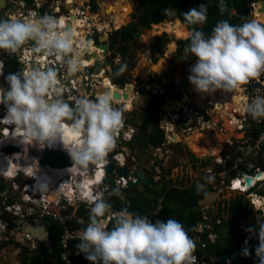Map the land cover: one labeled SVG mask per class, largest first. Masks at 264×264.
Returning <instances> with one entry per match:
<instances>
[{"label":"clouds","instance_id":"obj_1","mask_svg":"<svg viewBox=\"0 0 264 264\" xmlns=\"http://www.w3.org/2000/svg\"><path fill=\"white\" fill-rule=\"evenodd\" d=\"M68 1L69 3H76L75 0ZM13 2L14 0H7V8L4 10L0 8V13L6 14V16H0V50H3L1 54L4 55L0 59V144H2L0 148V161H3V164L7 161L6 164L12 163L14 167L18 166L19 170H24L25 155L23 153L28 149H21L16 145H10L7 142L10 137L18 140L25 147L38 145L41 149L36 150V147L29 148L28 151L35 156L36 161L34 160L30 164V168L27 171H22L20 173L21 176L14 181L9 180L0 172V183L2 180H7L10 182V187H12L10 189L14 190V184L16 183L24 184L22 190L18 192L20 205H22V214L27 215L29 210V204L23 202L26 193H30V191L26 190L28 182L33 187L35 198H41L46 193L49 194L46 188L43 191L34 190L36 186L39 188L47 186L43 183V180H39L36 184V176L33 174L30 176V171H34L33 168L35 166L48 170L69 171L71 169L72 172L67 177L62 178L60 184L64 181L69 182L74 180L77 182L75 186L84 195L88 191V187L91 188V199L88 197H84L83 199V208H86L87 212H89V217L85 219L88 224L81 231L80 241L73 240L79 241L76 245L77 254H83L84 260L87 259L91 264H192L194 257H196L197 261L193 264H199V262H202V264H212V261H207L203 258L202 253L205 249L211 250L214 246L219 245V241L222 239L221 235L224 233L225 222L221 217V210L226 209L234 202L231 199L230 202L223 206L224 201L227 200L224 198H227V194L230 193L231 195H238L240 198L246 199L252 211L257 215L254 224L256 226L259 224L258 233L255 228L251 227L246 229V231L256 236L259 243L254 252V247L252 246L253 241L256 239L254 237L249 246L243 249V254L250 258L256 255L257 260L253 258V261L250 260V262L264 264V208H259L256 203L257 199H264V191L257 193L252 190L248 194H243L239 189H232L230 181L227 187L220 186L225 191V194L216 191L212 187L211 194L219 193L220 195L215 204H205L204 201L207 198L203 199L201 204H198V197L192 199L195 201L194 205H199L197 207L200 211L196 214L199 215L201 222L198 224L195 233L190 237L183 224L175 219L177 214L174 219L169 218L167 220H158L163 216L160 218L152 217L153 203L165 197L166 212V207L170 204L168 201L170 194L174 190L190 194L191 192L187 187L177 188V182L166 181V177H164L162 172L158 175L160 180L154 181L150 187L142 185L138 189H135L131 186L132 183L138 182V179L134 177V174L138 173L136 169L134 170L136 162L139 158L141 160V157L146 153L143 152L144 149L132 150L128 147L134 140L136 129L133 127V123L129 124V126H121L123 123V113L119 108H123L124 106L127 108L126 105H115L110 101L108 94L100 95L101 87L92 89L89 94L88 87L83 83L86 79L85 72L81 74L82 79L80 82L86 87V90H82L83 85H78L79 91H74L75 96L69 97V100L73 101V103H69V100L63 98L62 90L58 87L57 71L53 68H48L47 70H42L39 67L31 68L27 71L9 73L6 76V63L9 66L10 63L13 64L15 68L20 67L19 59H22L23 51L21 47L28 41L33 42V51L61 58L60 61H63L60 64L64 65L63 72L69 71V75L72 76L80 75L79 73L72 74V72H76L82 66L80 59L85 57V54L82 57L81 53L75 49L72 33L68 30H58L59 25L62 23L60 19L47 14L37 19H22L16 14L8 15L11 13L9 9ZM260 3L264 2L253 5V8L260 5ZM218 8L221 13L225 12L227 10L226 0H219ZM207 11L208 5L205 3L199 5L198 8L190 9L183 14V17L189 24H203L207 21ZM163 13L164 15H171L173 9L165 8ZM74 14L79 15L77 19L82 21L79 13L75 12ZM96 49L99 51L98 47ZM17 51L18 55L12 58L10 53ZM84 51L88 52V48ZM184 51L196 58V63L191 65L188 80L197 93L212 95L217 91L233 92L241 84L244 83L241 86L244 88V85H247L252 80L254 83L253 89H262L264 94V81L257 83L253 80L264 75V23L248 18H245L239 24L230 23L228 20H221L217 22L211 34L207 36L203 31L193 29L190 34V43L185 46ZM87 56H90V59L93 58L91 54H87ZM6 59H10L11 62L6 61ZM99 59L95 60V62L96 64H100L101 70L97 72L95 70L96 64L92 66L90 71L94 70V73H90L87 76L90 81H99L98 78L107 68L112 71L114 67L109 59L106 58L104 61H108L110 67L105 66L104 62ZM111 61L113 62L112 59ZM66 64L67 67H65ZM126 67V64L121 65L117 74L123 73ZM87 69L89 70V68H85V71ZM5 79L8 85L7 88L3 87ZM258 84L262 86L260 87ZM130 87L132 86L127 83L124 88L117 87V89L121 92L125 91L129 95ZM132 89L133 93H135L136 90L133 87ZM175 91L172 92V97ZM171 102L175 103L174 101ZM176 102L178 103L177 100ZM116 106L123 107L117 108ZM193 108L196 107H189V109H182L180 111L188 110L187 112L192 114V121L185 123L187 128L191 127L188 130H182L183 133L190 134V136L199 131L196 129V126L200 125L204 129L212 120L208 109L196 108L198 111H206L211 116L210 121L200 117L198 111L193 110ZM246 110L247 115L242 116L243 120H247L246 130H254L256 125L252 122L251 117L253 119L264 118V95H255L246 106ZM180 112L178 110L172 111V115L177 116ZM171 118L174 117L169 113L168 119L171 120ZM177 118L175 119L177 120ZM235 127H239V124H235ZM161 131L164 132L163 130ZM170 131V134L175 131V134L179 135L180 130ZM254 132L249 135L247 131L242 133L240 129L236 130L233 134L243 135V138L241 140L232 139V141L239 143L251 137L257 141L259 138L254 137ZM168 142L171 144L175 143V146L178 145L174 141L173 136H169V139L167 136V143L164 146H167ZM58 144L62 145L64 150L54 148ZM46 147L68 154L73 162L72 166L68 169H54L50 166L43 167L41 164V154L45 152ZM163 147L157 153H162L166 159L168 154L163 150ZM237 148L235 147L234 149ZM10 149L19 150V152L6 153ZM231 151L233 149L228 144L226 148L222 147L220 154L212 152L206 158L199 159L201 161L200 166L198 164H194V166L195 168L205 167L203 173L209 180L214 182L213 174L218 175L226 171L227 165L222 164L221 159H227ZM5 156L9 159L6 160ZM209 160H212L214 163L209 164ZM112 164L115 165L116 172L113 176H109L108 169ZM260 165L262 166V160L260 161ZM127 169L131 175L130 178H120V172ZM209 170H212V174L208 173ZM101 173L104 174V177L100 176ZM31 177H34V180ZM146 177L150 179L147 175ZM22 178H26L28 181H20ZM90 178L96 179L95 185L92 187L89 183ZM98 178H100V181H98ZM119 181H125L127 186L119 188L117 185ZM186 183L187 181L183 185ZM51 186L53 187L54 185L51 184ZM228 187H231V189L227 190ZM106 188H110V192H105ZM145 191L149 192L146 194L145 204L151 210V219L127 209V206L131 205L133 199V202L139 208L141 205L139 202L140 196L145 194ZM1 194L3 193L0 190ZM198 194L200 195L199 192ZM80 195L82 197L81 193ZM210 197L212 196L208 198ZM3 200V198L0 199V206H2ZM14 204H16V201H10L6 206ZM173 205L180 211L185 208L183 205ZM177 213L179 214L178 217L185 218V215ZM154 220L156 221L153 222ZM28 221L21 222L19 228L16 227L9 230L7 237H3L6 233H2L1 237H3V240L0 241V244L7 243V246L12 245L17 247L19 251H29L30 257L26 256L24 260L38 254H43L49 258L50 263L56 264V246L54 249L52 248L53 246L50 247L51 253H45L44 251L37 252L34 249L38 241L33 240L32 236L25 232V228L39 227L41 224H34L32 221ZM49 222L51 221L46 220L42 224L47 226ZM22 227L23 229H21ZM240 227L244 228L242 225ZM48 230L50 232L49 228ZM21 233H23L22 235L28 243L26 247L16 242V236ZM251 236L250 234L246 237L251 238ZM245 243L247 244V240ZM1 251L7 252L6 247L0 249ZM64 252L60 254L62 261ZM224 255L216 258V264H221ZM81 256L79 255L80 260L82 259ZM226 264H234V257L231 256Z\"/></svg>","mask_w":264,"mask_h":264},{"label":"rangeland","instance_id":"obj_2","mask_svg":"<svg viewBox=\"0 0 264 264\" xmlns=\"http://www.w3.org/2000/svg\"><path fill=\"white\" fill-rule=\"evenodd\" d=\"M54 1H63V0H54ZM75 1L80 11L82 13L83 11H86L87 17L89 16L91 17L90 14H92V11H91L92 0H75ZM47 2L51 3L52 1L47 0ZM97 2L99 5V12H97V15L92 16V17H94V20H95V22H93V25H95V27L96 25L97 26L101 25L103 27V28H100L98 26L100 30L110 28L114 30V32H116L117 30L121 29L123 26H124V29H129V28L135 29V27L138 24L137 17L142 15V11L138 3L134 1H132L133 3H130V4H128L125 0H98ZM14 3L16 4V6L14 7L21 9L19 11L23 13L25 12L24 11L25 7L28 10L32 9V7L28 4L27 0H14V2L12 3V6ZM119 4L121 5L123 4V7H128L129 8L128 11H130V13L126 15L125 11H123V8L115 10L116 8H118L117 6ZM258 6L253 8L251 12V19H255L256 21L260 23H264V18L262 15L264 13V8H261V10H258ZM111 7L114 8L113 14H110L112 12L108 11L110 10ZM129 17H130V23L127 25V19ZM93 25H92V28H93ZM184 27L187 30V27L186 26ZM154 28L152 27L151 31L143 30L140 33V35L142 36V40H140L139 47H136L137 45L135 47L133 45H130L129 47H127V49H129L131 52H128L129 62H126V65L130 63L131 66L125 70V75L129 81V85L132 86L136 91L132 95L129 94L132 100V103H130V105L127 106V108L125 106L124 107L116 106V107L117 108L123 107V108H119L120 110H122V113H123V123L121 126H129V124L133 123L132 125H134L133 127L137 130L139 134L138 136L139 137L141 136L142 140L144 141H149L151 138H153L155 134H158L160 130L164 131L166 136H168V139H169V136H173L174 138L176 134L175 133L170 134L171 132L170 130H180L179 135H182L183 143H181V145L177 147L176 146L171 147V150L169 147L167 151L168 156L166 154L168 158L166 159L162 153H157L156 151L154 160L150 163L149 168L153 170L154 167L155 168L160 167V171L163 173L164 177H165V174L168 175V178H167L168 182L173 181L177 183L179 182L184 183L187 181L186 187L188 188V190L192 191L196 188H199L202 184L207 183V182L214 184V182L212 180H209L206 177V175L203 173L205 167L195 168L194 164H198V166H200L201 161H199V159L202 160L206 158L205 156L211 154L212 152H216L217 154H220L222 152V149H221V152L219 153L217 151H214L212 148V145H207L206 150H201L200 148L197 147V145H195L196 143L197 144L199 143L196 141H205V140H203L202 138L197 139V137L212 135V137L215 138L216 145L218 144L219 146H221V148L222 147L226 148L229 141H232V139L241 140L243 138V135H234L232 134L231 130H228L227 125L229 124L227 120L232 119V122H235L233 121V117L231 118H224V116L222 117V115H220L221 112H216L218 107H214V106L212 107L211 104L206 103L205 108L210 111L212 120L211 122H209V124H207V126H205L204 129L201 128L200 125L196 126V129H198L199 131L193 133L194 134L193 136L197 134L195 136L196 138L194 137L193 139L194 146L192 148L189 146V143L187 142L186 138L190 136V134L183 133L182 130H188L191 127L189 126L187 128L185 126V123L186 122L190 123L192 121V114L190 112H187L188 110H183L182 112H180L181 111L180 109L178 110L180 112L179 114L180 117H178L177 120L175 118H171L170 120L168 119L169 117L168 110H170L169 108H172L176 103V99L172 97V92L175 90H178L181 87L182 80L187 78L188 71L191 69V65L187 63L186 56L184 55L183 52L179 50V44L181 42H185L189 40L190 36L187 40H179L178 42H176V44H173V41H172V43H170L167 46V48H165V55L161 57L158 55V52H159L158 50L157 52L155 51L153 53V46L157 38H162L164 35H167L170 38L168 34L171 35V33L166 32V34H163L165 32L162 31L160 35H155V34H158L157 33L158 30L154 31ZM145 40H147V43H148L147 46L144 43ZM74 41L76 42L77 39H75ZM77 46H78V43H77ZM118 47L119 45H116L114 49H112V46H111V54L109 52H108V55L103 54V57L100 58L99 60L104 62V60L107 58L110 60V62L113 64L115 68H119L121 65L125 64L123 63L125 62L124 60L122 62L120 60V56L118 55V52H117ZM147 49H149L148 53H146ZM3 57L4 55L0 53V59ZM111 59L113 60V62L111 61ZM19 60L22 61V59H19ZM6 61L11 62L10 59H6ZM160 66H162V68H160ZM156 68H160L158 69L159 71L155 70ZM87 70L85 71V73L87 72ZM90 70L91 69H89L88 72ZM144 70L147 73L145 74V79L142 78L141 76ZM105 71H106V75L110 78L113 70L111 71V69L107 68ZM14 72H19V71L17 68L13 66V64L10 63V66L6 72L7 73L6 76L9 73H14ZM69 73L70 72H67V71L65 74L61 72L62 76L64 77V82L67 81V77ZM73 79H75L78 82L79 81L78 75H74ZM253 80H255V82L257 83H260V81L263 82L264 75H261L260 77L253 79ZM89 84L91 85L88 86V83H87L85 84V86L92 87L93 89H98V87H102L100 81H97V82L90 81ZM243 84L241 86H243ZM79 85H83V84L80 82ZM191 85L192 84L189 82L188 88H190ZM258 85L260 87L262 86L260 84ZM85 86L83 85L82 87L83 91L86 90ZM3 87L6 88L5 86ZM192 88H194L193 85L191 89ZM253 88H254V83L252 82V80H250L247 85H244V88L241 87L243 91V96L247 98L248 100V102L245 104L246 106L248 105V103H250L251 99L255 95H264L262 89L258 90V89H253ZM122 92H125V91H122ZM130 92L131 91H129V93ZM222 92L223 91H217L215 94H212V96L218 97L219 95H221ZM231 94L235 95V92L233 91L231 92ZM66 95L68 94L64 92L63 97H65ZM70 96L73 97L74 94L71 93ZM154 99H158L159 102L157 101V103H154L153 101ZM66 100H69V98H67ZM171 101H174L175 103H172ZM145 106H148V107H145ZM189 107H195V106L192 104H189ZM148 111H150L151 114H155L156 119L150 125L148 133L146 134L142 132L141 134L140 128L142 127V124L144 123L146 117H148L145 114ZM238 114L239 113H235L234 115L233 114L232 115L237 118L236 120H241L242 115L240 114L238 115ZM237 123L238 122H236V124ZM235 130H239V127ZM9 141L15 144L14 138L10 137ZM209 141L210 143H212L214 140L209 139ZM160 155H162L163 160L161 159ZM170 155H173V156L169 157ZM142 159L146 160L147 158L145 156H142ZM262 166L264 167V159L262 160ZM4 170H7V169L5 167L0 166L1 173ZM9 183L10 182H8L7 180L1 181L0 190L2 193L3 191L8 190L6 187H10ZM143 187L145 188V186ZM226 197L227 198H224V199H227V200L224 201L223 206H225L226 203L230 202L231 199L235 202L236 200L240 198V196L231 195L230 193H228ZM1 198H2V194L0 195V199ZM146 198H147L146 193L140 196L139 202L142 208L145 206ZM242 216L243 218H246V219L257 218V215L255 212H253L251 215L243 213ZM21 229H23V227ZM8 233H6L3 237H7ZM22 234L23 233H21V235ZM3 237H2V240H3ZM6 251L7 252L5 251L0 252V264H22V261L24 260L26 256L30 257L29 251H25V250L19 251L17 247H14L12 245L7 246Z\"/></svg>","mask_w":264,"mask_h":264},{"label":"built area","instance_id":"obj_3","mask_svg":"<svg viewBox=\"0 0 264 264\" xmlns=\"http://www.w3.org/2000/svg\"><path fill=\"white\" fill-rule=\"evenodd\" d=\"M61 10L62 9L60 6L56 8L57 12H61ZM11 14L12 13L8 15ZM67 21H69L71 25L73 24V21L70 18L67 19ZM21 48L23 50L22 61L19 60L21 65L17 68L19 72L27 71L33 66L43 69L48 67L49 63H53V67L58 68L59 72L64 71V65L60 64L61 58H56V60L59 62V64H56L54 63L55 60L53 61L51 58L47 59L44 56L40 57L35 54L32 45H30L29 42H26ZM18 51L15 53H10L11 57L14 58L15 55H18ZM45 63L47 66H45ZM63 74L65 73L63 72ZM73 77L74 76L72 75H68L66 82H64L63 76H61L60 80H58V87H61L62 94L66 92L71 95V93L74 94V91H79V87L78 85H75L74 82H76V80L73 79ZM70 80L73 81L71 84L69 83ZM85 80L87 83L90 82L88 77ZM70 85L73 86L74 89ZM238 123L240 127L239 129L242 131V133L247 131V134L250 135L254 132V130H246V119H241L238 121ZM230 146L232 149L235 147L238 148L235 150V152L231 151L227 159H221V163L227 165V167L225 172L219 173L218 175L213 174L215 184H213L214 189L225 194V191L223 188L221 189L220 186L227 187V184L231 181L230 184L232 189H239L243 194H248L252 190L256 191L257 193L264 191V178L261 177L264 174V167L260 165V161L264 159V131L257 141L251 137L239 143L231 141ZM208 173L212 174V170H209ZM30 176H32L31 173ZM248 180L254 181L252 188L249 187ZM20 181L28 180L26 178H22ZM76 183L77 182L74 180L69 182L64 181L59 186L61 197H58L55 200H50L48 197L49 194H44L41 198H35L33 187L30 185L31 183L28 182L26 185V190L30 191V193H26L25 199L23 201L25 204H29L27 215L22 214V205H20V200L18 198V192L22 190V186L24 184L16 183L14 184V190L8 189L7 191H3L2 198L4 200L2 206H0V216H2L0 218V234L7 233L9 230L15 229L16 227L19 228L21 222H25V220H29L34 223L46 220L54 223H61V225L65 227V232L61 238V245L65 249V252L62 255L63 264H91V262L87 259L84 260V262H81L79 255H76V253L70 250L68 246L70 241L79 240L82 229H84L88 224V222L84 218H81L78 214L79 211L84 207V201L80 195V193L83 194V192L80 191L77 186H75L77 185ZM117 183L119 188H124L127 186L125 181H119ZM230 189L231 187L227 188V190ZM105 192H110V188H106ZM71 195L75 196V201L71 199ZM252 197L254 196L252 195ZM10 201H16V204L6 206ZM165 203V197H162L152 204L153 218H160L163 216L165 212ZM0 241H2L1 236ZM196 261L197 258L194 257L192 264ZM199 264H202V262H199Z\"/></svg>","mask_w":264,"mask_h":264},{"label":"trees","instance_id":"obj_4","mask_svg":"<svg viewBox=\"0 0 264 264\" xmlns=\"http://www.w3.org/2000/svg\"><path fill=\"white\" fill-rule=\"evenodd\" d=\"M33 0H28L29 3H32ZM93 7H94V13L99 12V5L98 0H93ZM136 3H138L142 15L137 17L138 24L134 28L129 29H122L118 32H115L113 35V42H112V49L116 45H119L117 48L118 55L123 58V60L126 64V62H129V54L128 52H131L127 47L130 45H133L134 47L140 46V41L137 39V37L140 35V33L144 31H151L152 27L155 26L154 31L158 30L162 27H164L166 22L168 23H174L177 21H180L183 25L187 27V30L191 33L193 29L203 31L205 35H210L212 32V29L217 24L218 21L221 20H228L230 23L233 24H239L241 23L245 18L251 19V12L253 10V5L264 2V0H226L227 3V10L223 13L220 12L218 8V2L219 0H131ZM207 4L208 5V11H207V21L203 24H196L192 25L185 21L183 14L188 12L192 8H198L201 4ZM165 8L173 9V13L171 15H164L163 10ZM131 17V16H130ZM130 17L127 20V23H130ZM167 23V24H168ZM165 24V25H162ZM161 25V26H159ZM158 26V27H156ZM190 43V39L181 42L179 44V50L184 53L187 59V63L192 65L196 62V58L191 55L190 53H186L184 51L185 46ZM170 44V39L167 35H164L162 38L156 39L155 43V49L157 50L159 56L165 55V48ZM3 50H0V53ZM7 69L9 64L6 63ZM130 65L127 64V68H129ZM120 68V67H119ZM119 68H113V74L111 76V83L114 87L124 88L126 84L128 83V79L126 78L125 71L123 73H118ZM7 74V73H6ZM4 86L7 88V82L6 79L4 80ZM154 103L159 102L158 99L153 100ZM165 102V101H164ZM159 104V103H158ZM148 117H146L144 125L142 127V130L144 133H148L150 125L152 122L156 119V116L154 114H151L150 111L145 113ZM152 119V120H150ZM251 120L253 123H255L256 127L254 128V137L259 138V136L264 131V118L260 119H253L251 117ZM261 122V123H260ZM141 140V149H144V153H149V151H152L153 154H156V151L161 149L166 143H167V136L164 132L161 130L158 134H155L153 138H151L149 141ZM236 149H233L235 151ZM154 160V158H153ZM166 181L168 178V175L165 174ZM189 196L188 192H182L180 190H174L170 196H169V203L166 207V212L163 215L161 219L158 220H167L169 218L175 217L178 210L175 208V205H181V203H184L187 201V197ZM150 208L145 204V206L142 208L140 205L138 208V214L141 216H147L149 219L150 217ZM243 212H246L247 214H252L253 211L250 208L249 203L246 201V199L239 198L236 202L231 203L226 209L221 210L222 215L226 216H234L239 215ZM79 216L81 218L86 219L89 217V212H87L86 208H83L79 212ZM188 222L183 224L185 229L188 231L189 236L193 233H195L196 228L198 224L201 222V219L198 214H192L189 217ZM154 220L153 222H155ZM182 223V221H180ZM49 229H50V235L54 239V246H56L55 254L57 262L56 264H63V261L61 260L60 254L61 252H64L65 249L61 247V238L65 232V227L61 225V223H54L49 222L48 223ZM79 243V241H70L68 246L69 249L72 250L76 255H82L81 256V262H84V255L83 254H77V248L76 245ZM7 247V243H1L0 249ZM255 252V249H254ZM60 257V259H59ZM48 257H45L43 254H38L37 256H34L32 258H26L24 260L23 264H52L48 260ZM43 261V262H42Z\"/></svg>","mask_w":264,"mask_h":264},{"label":"bare ground","instance_id":"obj_5","mask_svg":"<svg viewBox=\"0 0 264 264\" xmlns=\"http://www.w3.org/2000/svg\"><path fill=\"white\" fill-rule=\"evenodd\" d=\"M81 4V3H80ZM129 4V3H128ZM118 8H116L115 10H117V9H122L123 8V11H125V14L127 15V14H129L130 13V11H128L129 10V8L128 7H123V4L121 5V4H119L118 6H117ZM130 7V6H129ZM0 8H2V7H0ZM4 8V7H3ZM2 8V9H3ZM261 8H263L262 7V5L260 4L259 6H258V10H261ZM114 8H110V10H108L109 12H112V13H110V14H113V10ZM131 9V8H130ZM108 12V13H109ZM263 15V18H264V13L262 14ZM119 19V18H118ZM128 20V19H127ZM127 25H128V23H127ZM97 26V25H96ZM100 28H103L101 25H98ZM97 26V27H98ZM118 26V25H117ZM161 26V25H160ZM185 25H183L180 21H177V22H175V23H173V24H166L164 27H162V28H160V29H158V34H155V35H160V33L163 31V32H165V33H163V34H166V32H169V33H171V35L170 34H168L171 38H172V41H173V44H176V42H178L179 40H187L188 38H189V34L190 33H188L187 32V30L185 29V27H184ZM98 27V28H99ZM124 27V26H123ZM126 27V26H125ZM156 27H158V26H156ZM79 29H80V31H78L77 32V30L75 29V31L73 32V31H71L70 30V32L72 33V38H73V41L75 40V39H79L80 41H84V43H86V46H87V48L90 50V52L94 55V57L95 56H97L98 55V51H97V53L95 54L94 52H96V48H94L93 47V45L92 44H89L88 42H86L87 40H86V34H85V30L84 29H86V26H80L79 27ZM110 29V28H109ZM111 30V29H110ZM156 31V30H155ZM145 45L147 46V40H145ZM91 47V48H90ZM103 50V49H102ZM102 50H99V51H102ZM102 52H104V50L102 51ZM149 52V49H147L146 50V53H148ZM102 56V55H101ZM103 57V56H102ZM93 59V58H92ZM63 60H61L60 62H62ZM123 60H121V62H122ZM94 62V63H93ZM96 64V62L94 61V60H92V62H90V66H89V68H92V66H94ZM88 64H86V65H84V66H87ZM35 67V66H34ZM160 68H162V66H160ZM160 68H156L155 70H158V69H160ZM80 69V68H79ZM143 69H144V67H143ZM82 71H84V70H82ZM159 71V70H158ZM166 71V70H165ZM161 72V71H160ZM75 73H81V71L80 72H74V73H72V74H75ZM145 74H147L146 72H145V70H144V72L141 74V76H142V78H144L145 79ZM104 80H109L110 81V83H111V78H108V77H105L104 78ZM146 81V80H145ZM71 82H73V81H69V83L71 84ZM178 82V81H177ZM75 83V85H79V81L78 82H74ZM112 84V83H111ZM242 85V84H241ZM241 85L236 89V90H234V92H235V95H233V94H231V92H222L221 94H222V96L217 100V101H210V104H213V106H220V105H222L223 107H225V109H227L226 110V112H225V115H224V118H231V116H233L235 113H239V114H241V115H243V114H245V110L243 109L244 108V106H246L245 104L248 102V100H247V98H245L244 96H243V91H242V89H241ZM71 86V85H70ZM73 89H74V87L73 86H71ZM114 87V86H113ZM129 91H131L130 92V95H132L133 94V89H132V87H130V89H129ZM103 94H105V91H102V93L100 94V95H103ZM196 95L198 96V97H202L203 95H201V94H199V93H196ZM115 96H117V97H120V99L119 100H117L116 98H115ZM125 96L127 97L126 99H128V100H126L125 99ZM210 97V96H209ZM109 99H110V101L111 102H113L115 105H126V106H129L130 105V103H132V100H131V98H130V96L129 95H127L125 92H121L120 90H118L116 87H114V89H113V92H111V94H110V97H109ZM207 102H209V100H206ZM189 104H192V105H194L196 108H197V106L195 105V101H193L192 99H191V97H190V95H189V93H188V91H187V93L185 94V96H184V99L181 101V102H176L175 103V105L172 107V108H169L170 110H168V112L170 113V115L172 116V117H174V118H177V117H179V115H177V116H173L172 115V111H176V110H182V109H188L189 108ZM228 111H232V114H228ZM238 114V115H239ZM246 114H247V110H246ZM228 121V124L229 125H227V128H228V130H231V132H232V134L236 131L235 129H237L238 127H235V122H236V120L233 118V121H235V122H233V124H232V119L231 120H227ZM174 133H176L175 131H173ZM197 135V134H196ZM195 135V136H196ZM235 135V134H234ZM195 136H188L187 138H186V140H187V142L189 143V146L192 148L194 145H193V139H194V137ZM212 136V135H211ZM204 136H199V137H197V139H200V138H202L203 140H205V141H196V142H199L198 144L196 143L195 145H197V147L198 148H201V144L203 145V144H205L206 146L207 145H210L209 143H210V141H209V138L207 137V138H203ZM196 138V137H195ZM237 138V137H236ZM174 141L176 142V143H181V142H183V137L181 136V135H178V134H176V136L174 137ZM7 142L9 143V144H11V145H16L18 148H21V149H28L29 150V148H31V147H36V150H41L40 148H39V146L37 145V146H26L25 147V145H23V144H21V143H19V141L18 140H16L15 139V144H13V142H11V141H9V139L7 140ZM201 143V144H200ZM212 144H213V142H212ZM211 144V145H212ZM2 147V144H0V148ZM54 148H59V149H63V147H62V145H57L56 147H54ZM212 148H213V150L214 151H217L218 153L219 152H221V146H219L218 144L216 145V143L215 144H213L212 145ZM218 149H219V151H218ZM26 151V152H24L23 154L25 155V166H24V169H29L30 168V164L35 160L36 161V159H35V156L33 155V154H31L29 151ZM64 150V149H63ZM217 154V153H216ZM208 156V155H207ZM206 157V156H205ZM5 159L7 160V159H9L7 156H5ZM5 159H2V160H5ZM3 162V161H2ZM2 162H0V166H2V167H5L7 170H4L3 172H2V175L3 176H5L6 178H8L9 180H11V181H14L15 179H17V178H19L20 176H21V174H20V170L18 169L19 167L17 166V169H15L16 167H14V165L12 164V163H10V164H6V162L7 161H5V163L3 164ZM15 169V170H14ZM33 172H34V174H36V176H37V178H36V181H35V183L37 184L38 182H39V180H43V183H45L47 186L46 187H44V188H39V187H37L36 186V188H34V190H39V191H43V190H45V188H46V190H47V192H49V199L50 200H55V199H57L58 197L60 198L61 196V191L59 190V186H60V180L62 179V178H65V177H67L68 176V174L69 173H71L72 172V170L70 169L69 171H67V170H53V169H51V170H48V169H42V168H40V167H38V166H35L34 168H33ZM1 172V171H0ZM101 177H104V174L103 173H101V175H100ZM262 178H264V176H262ZM95 180L96 179H92V178H90V181H89V183H90V186L92 187V186H94L95 185ZM98 181H100V178H98ZM51 184H53L54 186L52 187L51 186ZM47 194V193H46ZM84 197H91V188L90 187H88V191L85 193V195L84 194H82V199H84ZM71 199L73 200V201H75V196H72L71 195ZM257 201H259L258 199H257ZM260 201H262L263 202V204H264V201L263 200H260ZM257 206H258V204H257ZM260 208V207H259Z\"/></svg>","mask_w":264,"mask_h":264},{"label":"flooded vegetation","instance_id":"obj_6","mask_svg":"<svg viewBox=\"0 0 264 264\" xmlns=\"http://www.w3.org/2000/svg\"><path fill=\"white\" fill-rule=\"evenodd\" d=\"M52 2L51 3H48L47 2V0H33L32 1V3L33 4H31V3H29L28 2V0H27V2H28V4L32 7V9L31 10H28L26 7H25V9H24V13L23 12H21V11H19V10H21V9H19V8H15L14 6H16V4L14 3L13 4V6L11 5V7H10V9L9 10H11V13L12 14H16L18 17H20V18H22V19H37V18H39L40 16H43V15H45V14H47V15H51V16H55V17H57L58 19H60L61 21H62V23L59 25V28H58V30L59 31H64V30H68V31H75V29L77 30V32L78 31H80V29H79V27L80 26H86V29H84L85 30V36H86V40L88 41V43L89 44H92L93 45V47L94 48H96V47H99L100 45H101V40L105 37V36H109L110 37V40H109V45L110 46H112V42H113V35H114V30H110V29H103V30H100V29H98V27L96 26L95 27V25H93V22H95V20H94V17H92V16H95V15H97V13H94V7H93V0H92V2H91V11H92V14H90L91 15V17L89 16V17H87V13H86V11H83V13L80 11V9L77 7V5H76V3L74 4V3H69V1L68 0H63V1H54V0H51ZM5 3H7V0H5ZM7 5H8V3H7ZM58 6H60L61 7V12H57L56 11V8L58 7ZM43 7V8H42ZM75 12H77V13H79L80 14V18H81V20L82 21H80V20H78L77 18L79 17V15H77V14H74ZM71 19L72 21H73V25H71V23H69V21H67V19ZM83 19H85V20H87V21H85V20H83ZM64 24V25H63ZM92 25H93V28H92ZM122 29H124V27H122L121 29H119V30H117L116 32H118V31H120V30H122ZM76 32V31H75ZM29 43H30V45H32V48H33V42L32 41H28ZM77 43H78V46H77ZM156 43V42H155ZM73 45H75V49H77L80 53H81V56L83 57L84 56V54H85V57H83V58H81L80 60L82 61V66L80 67V69H78L77 70V72H80L81 71V73H79L80 75L78 76V79H79V81H81V79H82V76H81V74L82 73H84L85 72V68H89V66H90V62H92V60H97L98 58H102V56H103V54H105V52H102V51H98V55L97 56H95L94 57V55L90 52V50L88 49V52H85L84 50L86 49V47L87 46H85V43L84 42H81L79 39H77V41L75 42V41H73ZM101 50V49H100ZM153 53L156 51V49H155V44H154V46H153ZM35 52V51H34ZM111 52V49H110V51H109V53ZM95 54L97 53V52H94ZM35 54L36 55H38V56H40V57H42V56H44L45 58H47V59H49V58H51V59H53V61H54V63H56V64H59V62H58V60H56V57H54V55H45V54H43V53H37V52H35ZM87 54H91L92 56H93V59H90V56H87L86 57V55ZM102 55V56H101ZM108 55V54H107ZM120 60H123V58L120 56ZM110 61V60H109ZM35 63V62H34ZM36 63H37V61H36ZM61 63V62H60ZM94 63V62H93ZM86 64H88L87 66H84V65H86ZM128 65H130L131 66V64L130 63H128ZM45 66H47L46 64H45ZM65 67H67V64L65 65ZM32 68H37L36 66L34 67H32ZM47 69L48 68H53V69H55L56 71H57V76H58V80H60V78H61V76H62V74H61V72L63 73V71H61V72H59L58 71V68H54L53 67V63H49L48 64V67H46ZM46 68H41L42 70H47ZM115 68V67H114ZM90 69V68H89ZM82 70H84V71H82ZM113 70V69H112ZM189 72V71H188ZM72 73H74V72H72ZM90 73H94V70H92V71H90V72H86L85 74H86V76H85V78L87 77V76H89L90 75ZM112 74H113V71H112ZM112 76V75H111ZM111 76H110V78H111ZM105 77H108L107 75L105 76V71L100 75V77L98 78V80L101 82V85H102V87L100 88V92H102V91H105V94H108V96L110 97V94H111V92H113V89H114V87L112 86V84L110 83V81L109 80H104V78ZM109 78V77H108ZM62 80V79H61ZM92 81V80H91ZM94 82V81H93ZM80 83V82H79ZM84 84H87V82H86V80L83 82ZM128 84H129V81H128ZM90 86V85H89ZM182 86V85H181ZM60 87V86H59ZM61 88V87H60ZM88 89H89V94L91 93V91H92V87H88ZM68 94V93H67ZM62 96H63V94H62ZM69 97H71L69 94H68V96H67V98H69ZM65 100L67 99V98H65V97H63ZM69 102L70 103H73V101H71V100H69ZM213 106V105H212ZM145 107H148V106H145ZM215 107V106H214ZM216 112H219V111H217L216 110ZM214 114H216V113H214ZM221 115V114H220ZM223 117V116H222ZM142 127H143V124H142ZM142 127L140 128V131H141V134H142ZM139 134H138V132H137V130H136V135H135V137H134V140H133V142H132V144H130L128 147H130V149H132V150H137V149H139V148H141V136L139 137L138 136ZM209 138V139H211V140H214L213 141V144H215V138H213L211 135H206V136H204L203 138ZM181 143H183V142H181ZM181 143H179L177 146H179V145H181ZM201 144V143H200ZM212 143H210V145H211ZM212 144V145H213ZM202 145V144H201ZM173 146H175V143H169L168 142V144H167V146H164L163 147V150L165 151V152H167L168 151V148L170 147V150H171V147H173ZM176 146V147H177ZM201 150H206L207 149V146L205 145V144H203L202 146H201V148H200ZM143 156H145L147 159L145 160V159H141V161L142 162H144V163H146V164H148L151 160H153V158L155 157V155L153 154V152L152 151H149V153H146V154H144ZM162 156V155H161ZM173 156V155H172ZM197 157V156H196ZM168 158V157H167ZM162 160H163V158H162ZM165 161V160H164ZM15 169H17V167L15 168ZM14 169V170H15ZM18 169H20V168H18ZM137 170V172L138 173H140V172H142V173H144V174H146L150 179H154V181H157V179H158V175H160V167H154V169H153V172H151L150 174H148V173H146L145 171H144V169L142 168V166L139 164V162L137 161L136 162V165H135V167H134V170ZM28 169H24V170H20V173L22 172V171H27ZM30 173H31V175L33 174L34 176H36V174H34V172L33 171H30ZM33 180H34V177H31ZM36 178H37V176H36ZM36 178H35V180H36ZM185 187L187 186V183L184 185ZM214 185L212 184V183H209V182H207V183H204V184H202V188H203V190H208L209 192H210V190L212 189V187H213ZM7 189H10V188H12V187H6ZM10 190H12V189H10ZM145 193L146 194H148L149 192L148 191H145ZM211 193V192H210ZM88 198H90L91 199V197H88ZM134 201V199L131 201L132 203H131V205L130 206H127V209L128 210H131L132 212H134V213H138V207L136 206V204L133 202ZM28 222H30V221H28ZM42 223H45V221H39V222H37L36 224H42ZM35 224V223H34ZM47 226H48V228H49V224H47ZM50 240H51V245L50 246H46V245H44V244H41V243H39V242H37L36 243V247H34V249L37 251V252H40V251H44L45 253H48V252H50L51 253V250H50V247L51 246H53L52 248L54 249V239L51 237L50 238ZM254 242H256V243H254ZM254 243V244H253ZM253 243H252V246L254 247V249L256 248V246L258 245V243H259V240H258V238H257V240L256 241H253Z\"/></svg>","mask_w":264,"mask_h":264},{"label":"water","instance_id":"obj_7","mask_svg":"<svg viewBox=\"0 0 264 264\" xmlns=\"http://www.w3.org/2000/svg\"><path fill=\"white\" fill-rule=\"evenodd\" d=\"M125 1L127 3H129V4L133 3L131 0H125ZM260 4L264 8V3H260ZM0 7H2V8L4 7L3 9L1 8V10L6 9L7 8V3H5L4 0H0ZM0 16H6V14H1L0 13ZM163 25H165V24H163ZM137 38L139 40H142V36L141 35L138 36ZM109 40H110V37L109 36H105L101 40V45L98 47L99 50L103 49L105 54H108V52L111 49V46L109 45ZM170 43H172V38L171 37H170ZM104 64H105V66L110 67V64H109L108 61H104ZM95 70L97 72H99L101 70V66H100L99 63H97L95 65ZM189 75H190V70L188 72L187 78L182 80L181 88L173 93V98H175L178 102L182 101L184 99L185 92L188 89V83H189L188 76ZM100 93H102V92H100ZM115 98L117 100L120 99V97H117V96H115ZM126 98L127 97L125 96V99ZM126 100H128V99H126ZM193 110H197V109L193 108ZM198 113H199L200 117L205 118L207 121L211 120V116L206 111H198ZM174 114H175V112H174ZM18 152H19V150L10 149V150H7L6 153H18ZM41 156H42L41 164H42L43 167L50 166V167H52L54 169H68V168H70L72 166V163H73L71 158H70V156L68 154H65V153L60 152V151H56V150H54V148L46 147L45 152H43L41 154ZM113 163H114V161H113ZM213 163L214 162H212V160H209V164H213ZM90 166H92V165H90ZM115 172H116L115 165L112 164V166L108 169V175L109 176H113L115 174ZM160 174H161V172H160ZM130 176L131 175H130L128 169L121 171L120 174H119L120 178H125V179H129ZM134 177L138 179L137 183H132L131 184V186L133 188H135V189H138L142 185L150 187L154 183V180L148 179L146 177V175L144 173H142V172L135 173ZM159 180H160V178L157 179V181H159ZM248 185H249V187H252L253 186V181L252 180H248ZM198 195H199L198 192H194L190 196L189 199L192 200L194 198H197ZM219 196H220L219 193H214L213 197L208 198L206 201H204V203L207 204V205L215 204V202H217ZM25 232L29 233L32 236L33 240H36L39 243L44 244L46 246H50L51 245V240H50L51 235H50V232H49V230H48V228H47V226L45 224H41L39 227H27V228H25ZM16 242H17V244H19V245H21L23 247H26L27 244H28L26 242L24 236L21 235V234L16 236ZM224 252H225V255H224V257L221 260V264H226L228 262V259H230V257L232 256L229 252H227V250H225ZM236 253H237V251H236ZM250 260H251V258L249 256H245L243 254V252L241 251L239 253V255H236L234 257V264H257V262H250Z\"/></svg>","mask_w":264,"mask_h":264},{"label":"crops","instance_id":"obj_8","mask_svg":"<svg viewBox=\"0 0 264 264\" xmlns=\"http://www.w3.org/2000/svg\"><path fill=\"white\" fill-rule=\"evenodd\" d=\"M81 42H84V41H81ZM85 46H86V43H85ZM191 87H192V85H191ZM191 87L188 88L187 91H188L191 99L193 101H195V105L199 109H204L206 107V103L210 104V101H213V100L217 101L222 96V94L219 95L218 97H213L212 95H203L200 98L196 95L197 92L194 90V88L191 89ZM206 100H209V102H207ZM211 105H213V104H211ZM215 107H218L217 111L221 112L222 116L225 115V112H226L225 107H223L222 105L215 106ZM243 109L245 110V114H243L242 116H246L247 115L246 114V107L244 106ZM228 114H232V111H228ZM231 117H233L235 120L237 119L235 116H231ZM236 122H238V120H236ZM236 122H235V124H236ZM230 142L228 144H230ZM160 157L162 159L161 155H160ZM138 158H139V153H138ZM141 159H142V157H141ZM138 161L146 173L150 174L151 172H153V170L149 168L150 167L149 165L153 160H151L148 164L142 162L140 160V158ZM182 187H184L182 182L177 183V188H182ZM194 191H198L200 193V195H198V198H197L198 204H201L203 199H205V198L208 199L209 196L213 197V194L210 193L212 190H210V192L208 190H203L202 185L199 188H196V189L190 191L191 193L189 194V196ZM189 196L187 197L188 199L185 202V204L181 203V205L185 206V208L181 209V211L177 208L179 213L185 215V218L184 217H182V218L178 217V215H179L178 213L176 215L175 219L178 221H182V224H184L185 221H186V223L188 222L189 218H186V217H189L193 213L196 214L200 211V209L197 207L199 205H194L195 201L189 200ZM256 203L258 204V206L260 208H264V204L262 201L259 200V201H256ZM221 217H222L223 221L225 222V227H224V233H223V235H221L222 239L219 241V245L214 246L211 250L205 249L202 253L203 258H205L207 261H212V264H216V262H217L216 258L224 255L225 250H227L232 255V257H235L241 251L243 252V249L245 247L249 246L250 242L252 240H254V237H256V236H254L252 233L246 231V229L251 227V228H255L257 233L259 231V224H258V226H256L254 224L256 222V219L255 218H249V219L243 218L242 213L239 215H234L232 217H230V216L228 217L224 214L223 215L221 214ZM240 225H242L244 228L240 227ZM187 233H188V231H187ZM250 234L252 235L251 238H247L246 236H248ZM188 235H189V233H188ZM223 237H224V239H223ZM246 240H247V244L245 243ZM256 240H257V237L254 241H256ZM254 243H256V242H254ZM236 251H237V253H236ZM253 258H254V260L255 259L257 260L256 255L253 256ZM253 258H251V261H253Z\"/></svg>","mask_w":264,"mask_h":264}]
</instances>
